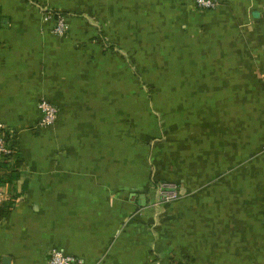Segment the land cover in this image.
<instances>
[{
	"label": "crops",
	"instance_id": "obj_1",
	"mask_svg": "<svg viewBox=\"0 0 264 264\" xmlns=\"http://www.w3.org/2000/svg\"><path fill=\"white\" fill-rule=\"evenodd\" d=\"M0 123V264H264V0H0Z\"/></svg>",
	"mask_w": 264,
	"mask_h": 264
},
{
	"label": "built area",
	"instance_id": "obj_2",
	"mask_svg": "<svg viewBox=\"0 0 264 264\" xmlns=\"http://www.w3.org/2000/svg\"><path fill=\"white\" fill-rule=\"evenodd\" d=\"M220 0H196V6L201 9H215L219 6ZM46 21H54L53 32L58 36H64L69 31V23L65 14H56L53 9H46L44 12ZM39 109L42 112V126H49L56 122L58 107L47 100L41 101ZM8 129L0 123V158L11 157L15 149L9 144ZM182 197L179 184L173 181H162L157 186L156 206H164ZM50 264H85L78 257L70 256L61 249H53L50 254Z\"/></svg>",
	"mask_w": 264,
	"mask_h": 264
},
{
	"label": "trees",
	"instance_id": "obj_3",
	"mask_svg": "<svg viewBox=\"0 0 264 264\" xmlns=\"http://www.w3.org/2000/svg\"><path fill=\"white\" fill-rule=\"evenodd\" d=\"M54 12L56 14L60 13L57 10H54ZM14 157L17 158L16 157V153L14 154V156H11V157L0 158L1 162H2V164H0V169L5 166L4 164H6L7 162L13 160ZM18 167H19V161L16 160L13 169H11L9 172H5L4 174H2V173L0 174V186H1L2 183L11 182V181H13L15 178H17L19 176V172L17 170ZM0 211H1V218H3L4 214H3V208L2 207H0Z\"/></svg>",
	"mask_w": 264,
	"mask_h": 264
}]
</instances>
